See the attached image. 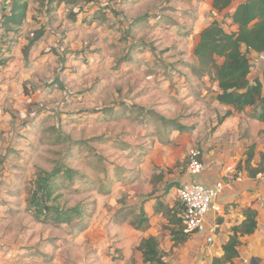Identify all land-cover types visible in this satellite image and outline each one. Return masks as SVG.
Returning a JSON list of instances; mask_svg holds the SVG:
<instances>
[{
  "label": "rangeland",
  "instance_id": "1",
  "mask_svg": "<svg viewBox=\"0 0 264 264\" xmlns=\"http://www.w3.org/2000/svg\"><path fill=\"white\" fill-rule=\"evenodd\" d=\"M210 4L75 0L65 16L73 21L80 14L77 46L68 43L59 55L52 46L30 52L35 32L19 60L9 54L13 40L0 37V67L10 62L25 69L7 92L0 91V264H134L129 242L135 237L123 223L126 214L112 207L113 196L124 202L113 191L161 131L182 122L187 129L197 126L196 102L203 99L195 94L194 102L185 101L173 78L167 85V73L174 64L191 65L188 40L196 26L212 19L225 23ZM53 18L63 40L70 26L59 25L57 10ZM107 108L125 115L91 116ZM213 122L205 121L203 129L212 133ZM40 176L51 178L49 195L37 184ZM46 195L49 208L78 207L82 214L59 220L54 210L46 213L31 202Z\"/></svg>",
  "mask_w": 264,
  "mask_h": 264
},
{
  "label": "crops",
  "instance_id": "2",
  "mask_svg": "<svg viewBox=\"0 0 264 264\" xmlns=\"http://www.w3.org/2000/svg\"><path fill=\"white\" fill-rule=\"evenodd\" d=\"M210 1V8L222 15L225 23L218 19H212L199 27L196 26L190 37L191 40H188V44L192 41L189 48L191 65L176 67L177 65L174 64L170 73H167V85H170V79L173 78L174 86L181 89L183 98H188L185 101L194 102L192 97L195 94L201 96L199 100L203 99L202 102H196V107L201 109V118L197 121V126L193 130L187 129L189 127L186 126V122H182L183 124L180 125L185 129L178 127L161 131L159 138H153L154 141L137 154L139 156H136L135 168H127L123 172L121 180L113 191L121 193L118 195H121L127 204L123 205L124 202L121 201L119 203L115 196L111 198L112 207H116L119 214H126L123 223L130 228L131 235L135 237V241L129 242L131 247H135L134 264H149L144 262L143 253L138 250L141 241L148 237H155L159 241V249L163 254L165 264H203L208 260L212 264L214 257L223 255V244L229 239L233 226L244 220V211L248 208H253L258 212V228L253 234L242 238L243 244L239 247L240 256L235 260V264H251L253 259H256L259 264H264V171L256 176H250L244 168V161L250 148L254 149L252 166L258 167L262 163L264 167L262 158L264 122L251 117L252 108L247 107L241 112L235 111L219 124V118L229 110L234 111V108L222 104L216 99V95L220 92L218 82H213L209 74L199 76L193 69V66H198L194 48L200 39L201 31L214 20L221 22L226 30L236 31L237 25L230 18V14L244 0H234L230 7L222 12L215 10L213 1ZM73 3L75 0H12L13 8L25 4V18L20 25L11 23L6 25L7 32L4 36H2L3 31L0 30V33L2 32L0 37L5 40L11 39L16 44L14 51L9 54L16 53L21 60L23 48L29 43L30 36L35 32H39L37 37L40 36L34 39L30 52L42 54L45 52L43 50L51 49L52 46L59 55L62 52V47H67L68 43L76 47L77 43L74 40L80 14L73 16V21L65 16L68 7L70 9ZM56 10L59 12V16L62 14L59 25L70 26V32L63 40L59 39L60 34L57 35L54 30L57 20L53 17ZM68 36L71 39L70 42L67 41ZM4 39L1 40L4 41ZM259 54L257 52L249 53L252 63L249 76L251 80H264V61L259 59ZM9 65L10 62L4 66V69L0 67L1 92H7L13 85V79L15 80L16 76L17 79L24 76L23 64H20L19 67L16 65L9 67ZM254 65L256 66L254 67ZM20 81L19 85L22 84ZM191 82L194 84L192 85ZM185 86L189 88L187 89ZM117 110L115 108L112 113L113 109L107 108V110L96 112L95 116L94 114L91 116L104 117L107 112L112 114L111 116L115 113L124 114ZM210 118L214 121L212 133L210 129H203L204 122ZM197 145L203 148V161L207 165V171L198 179L207 185H212L225 178L228 166L232 164H236L237 167L240 164L243 166L240 170L237 168L239 179L226 187L220 196L221 210L208 216V223L214 222L217 225L214 242L210 244L208 250L202 248V244H205L206 240L199 233L188 235L186 241L179 243H175L172 234V231L178 228V225L171 220V213L179 211L178 188L181 184L192 179L187 172L188 150ZM109 199L107 197V203ZM109 213L111 212L107 210V215ZM142 213L147 217L146 227L136 229L129 220L139 218ZM114 215L115 213L110 217H114ZM131 216L132 218L129 219Z\"/></svg>",
  "mask_w": 264,
  "mask_h": 264
},
{
  "label": "trees",
  "instance_id": "3",
  "mask_svg": "<svg viewBox=\"0 0 264 264\" xmlns=\"http://www.w3.org/2000/svg\"><path fill=\"white\" fill-rule=\"evenodd\" d=\"M212 1L213 8L222 12L230 7L234 0ZM24 18L25 4L12 9V14L7 17L6 25L10 23L20 25ZM230 18L237 25L236 31L226 30L218 20L212 21L201 31L200 39L194 48L198 66H193V69L199 76L209 74L213 82H218L220 92L216 95V99L234 108V111L229 110L219 118V124L235 111L241 112L247 107L252 108L251 117L264 122V80H251L249 77L252 70L249 53L264 52V0H244L230 14ZM178 127L185 129L181 125ZM253 157L254 149L250 148L244 161V168L250 176H256L264 171L262 163L258 167L252 166ZM262 158L264 159V153H262ZM242 167L240 164L237 168L240 170ZM50 180L49 176H40L37 181L39 188L43 192L47 191L48 195L50 194L48 191ZM48 195H46V200L33 196L31 202L36 206H42V211L45 208L54 210L59 220L72 221L75 216L82 214L78 207L70 210L49 208L46 204ZM44 211L46 212V209ZM181 214L182 206L179 204V211L171 213V220L178 225V228L172 231L175 243L186 241L189 237V234L184 232ZM257 217L258 212L253 208L244 211V220L233 226L229 239L223 244V255L214 257L212 264H235V260L240 256L239 247L243 244L242 238L253 234L258 228ZM129 222L134 228L143 229L146 227L147 217L142 213L139 218L129 220ZM138 250L143 253L145 263L165 264L157 238H144Z\"/></svg>",
  "mask_w": 264,
  "mask_h": 264
},
{
  "label": "built area",
  "instance_id": "4",
  "mask_svg": "<svg viewBox=\"0 0 264 264\" xmlns=\"http://www.w3.org/2000/svg\"><path fill=\"white\" fill-rule=\"evenodd\" d=\"M12 9L11 0H0V30L6 27L7 17L12 14ZM259 59L264 61V52L259 54ZM187 162V172L192 179L178 188L184 232L189 235L199 233L204 236L206 243L211 244L214 242L217 225L214 222L208 223V216L221 210L219 198L224 189L239 179L237 165L228 166L225 178L207 185L198 179L207 171V165L203 161V149L198 146L191 147Z\"/></svg>",
  "mask_w": 264,
  "mask_h": 264
},
{
  "label": "water",
  "instance_id": "5",
  "mask_svg": "<svg viewBox=\"0 0 264 264\" xmlns=\"http://www.w3.org/2000/svg\"><path fill=\"white\" fill-rule=\"evenodd\" d=\"M251 264H259V262L256 259H253L252 262H251Z\"/></svg>",
  "mask_w": 264,
  "mask_h": 264
}]
</instances>
